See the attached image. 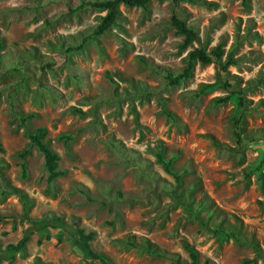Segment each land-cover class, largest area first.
Returning a JSON list of instances; mask_svg holds the SVG:
<instances>
[{"label": "rangeland", "instance_id": "obj_1", "mask_svg": "<svg viewBox=\"0 0 264 264\" xmlns=\"http://www.w3.org/2000/svg\"><path fill=\"white\" fill-rule=\"evenodd\" d=\"M80 1L0 0V215H20L26 201L31 217L75 220L114 264H264V0L121 5L106 32L67 52L105 15ZM173 12L194 29L193 45L181 46ZM218 45L245 97L242 145L217 64L195 62L176 85L164 77L193 47ZM40 126L65 170L49 184L28 138ZM11 225L0 222V247L20 237ZM56 232L32 233L0 264H102Z\"/></svg>", "mask_w": 264, "mask_h": 264}, {"label": "trees", "instance_id": "obj_2", "mask_svg": "<svg viewBox=\"0 0 264 264\" xmlns=\"http://www.w3.org/2000/svg\"><path fill=\"white\" fill-rule=\"evenodd\" d=\"M152 0H81L76 9L83 7H92L105 11V15L102 17L100 23L94 27V29L86 36L82 37L79 43L74 46L68 47L66 50L78 51L82 49L86 42L92 39L94 36H98L106 32L116 21L120 14V6L126 7H140L145 9ZM162 1V0H159ZM179 0H173L177 3ZM191 1V0H186ZM246 1V0H243ZM75 9V10H76ZM171 24L175 28L176 32L183 36L181 46L187 47L193 45L196 40V33L193 28L189 27L187 23L179 18L175 12L171 15ZM3 48V44L0 40V50ZM223 50L218 45L214 50L207 51L202 47H193L187 58V63L181 72L173 74L171 71H164V77L167 80L168 85H176L181 80L190 76L194 63L199 62L201 64H209L214 62L217 64L225 75L223 82V88L228 92L227 96L220 98V101H226L233 99L236 103V114L232 118V131L235 142L238 145H242V137L240 132V123L242 121L243 112L245 110V97L243 90L233 89L229 82L228 66L235 63L231 54L226 56L225 61H222ZM143 89H146L144 87ZM26 117H22L21 121L25 122ZM48 130L45 126H40L35 130L28 133L30 143H32L38 151L42 154L43 165L46 170V183H52L54 180L65 174V170L59 165V155L50 147L47 141ZM260 138H264L262 135ZM156 160L161 164L163 170L173 176L176 183L179 184L182 174L177 172L172 167V160L164 156L162 148L155 151ZM22 174L25 175V164H21ZM23 212L20 215H0V222L11 221V230L17 229L18 225H22L21 235L15 242H8L3 247H0V262L11 263L15 260L17 254H21L25 250L26 243L28 242L30 235L34 232H47L50 229H56V238L58 242L63 240H70L71 245L80 251L84 256L99 260L102 264H114L109 256L105 253L97 252L92 246V241L95 237L94 231L86 232L81 228L78 223L73 220L67 222L62 216L57 215L54 212H46L39 218H34L28 215L29 202L24 201ZM48 237V236H46ZM148 253L160 255V253L154 248L145 249ZM192 258L196 255L192 251ZM37 264V263H35ZM85 264H92L87 262Z\"/></svg>", "mask_w": 264, "mask_h": 264}]
</instances>
